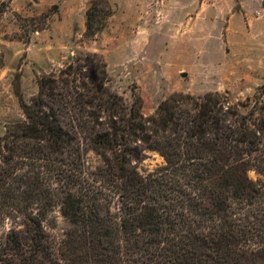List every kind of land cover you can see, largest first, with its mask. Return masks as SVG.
<instances>
[{
    "label": "trees",
    "instance_id": "obj_1",
    "mask_svg": "<svg viewBox=\"0 0 264 264\" xmlns=\"http://www.w3.org/2000/svg\"><path fill=\"white\" fill-rule=\"evenodd\" d=\"M111 15L90 0L86 36ZM106 67L88 54L37 75L30 103L14 75L24 120L0 137V230L21 228L0 236V264H264V85L236 105L172 93L144 115ZM147 152L163 163L141 172ZM55 206L71 225L61 257L42 224Z\"/></svg>",
    "mask_w": 264,
    "mask_h": 264
},
{
    "label": "rangeland",
    "instance_id": "obj_2",
    "mask_svg": "<svg viewBox=\"0 0 264 264\" xmlns=\"http://www.w3.org/2000/svg\"><path fill=\"white\" fill-rule=\"evenodd\" d=\"M107 1L112 15L96 35L88 37L90 0H0V137L8 126L24 120L13 87L17 72L23 99L30 103L37 94V75L51 74L88 54H97L106 63L109 88L126 107L134 95L140 98L144 115L153 114L172 93L226 92L236 105L264 85V16L255 13L258 20L252 19L261 37L258 45H250L253 57L239 77L230 80L223 38L209 36L218 31L204 22L210 7L206 0ZM245 3L249 8L257 6V0ZM87 157L91 165L98 164L92 152ZM162 163L158 154L147 152L136 166L147 172ZM249 177L255 180L257 175L250 172ZM42 224L55 255L61 257L60 247L71 225L58 206ZM20 228L19 218H7L0 236Z\"/></svg>",
    "mask_w": 264,
    "mask_h": 264
},
{
    "label": "crops",
    "instance_id": "obj_3",
    "mask_svg": "<svg viewBox=\"0 0 264 264\" xmlns=\"http://www.w3.org/2000/svg\"><path fill=\"white\" fill-rule=\"evenodd\" d=\"M206 3L210 7L206 11L204 22L209 21V27L213 26L218 31L216 36L212 33L209 36L223 38L224 46L227 48L224 54L227 61L225 64L229 70H232L228 79H237L238 72L247 67L254 55L250 45L254 47L261 41L252 19L257 21L264 16L262 0H257L254 9L249 8L245 0H206ZM255 13L258 18L255 17ZM191 19L194 20L195 17ZM220 28L223 32H220Z\"/></svg>",
    "mask_w": 264,
    "mask_h": 264
}]
</instances>
